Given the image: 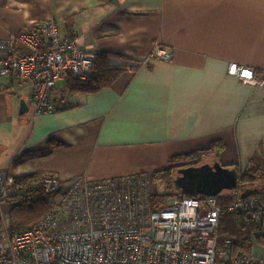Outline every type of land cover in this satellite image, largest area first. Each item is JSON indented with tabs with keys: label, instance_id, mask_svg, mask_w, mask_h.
<instances>
[{
	"label": "crops",
	"instance_id": "obj_1",
	"mask_svg": "<svg viewBox=\"0 0 264 264\" xmlns=\"http://www.w3.org/2000/svg\"><path fill=\"white\" fill-rule=\"evenodd\" d=\"M46 21L121 70L96 92L68 94L58 82L60 107L42 115L27 81L0 78V92L32 105L28 135L6 166L13 175L151 176L170 158L211 145L203 162L264 170V88L226 71L229 63L264 70V0H0L2 41ZM156 42L171 58L144 64ZM48 139L47 155L12 163ZM255 184L264 188V177ZM251 255L264 259V245L253 243Z\"/></svg>",
	"mask_w": 264,
	"mask_h": 264
},
{
	"label": "built area",
	"instance_id": "obj_2",
	"mask_svg": "<svg viewBox=\"0 0 264 264\" xmlns=\"http://www.w3.org/2000/svg\"><path fill=\"white\" fill-rule=\"evenodd\" d=\"M84 40L61 37L52 21L37 23L30 32L0 40V77L27 81L35 115L51 114L60 107L53 94L58 82L83 81L93 73L97 53ZM170 58V50L156 42L143 63ZM226 71L264 88V70L258 74L229 63ZM18 178L0 169V201L26 188ZM152 183L145 174L66 181L50 174L32 177L30 188L57 195L47 213L22 230H9L0 209V264H264L252 255L229 258L230 240L218 239L223 209L252 213L256 232L264 236V198H241L237 184L225 205L218 195H196L169 197L154 206Z\"/></svg>",
	"mask_w": 264,
	"mask_h": 264
},
{
	"label": "trees",
	"instance_id": "obj_3",
	"mask_svg": "<svg viewBox=\"0 0 264 264\" xmlns=\"http://www.w3.org/2000/svg\"><path fill=\"white\" fill-rule=\"evenodd\" d=\"M34 25L27 28L26 32L32 31ZM31 29V30H30ZM105 56L97 54L93 66L92 75L88 76L83 81H77L72 77H67L63 80V87L68 94L73 93H85L96 92L99 89L108 86L113 79L118 75L121 68L117 66H110L104 60ZM14 77V76H13ZM3 78V77H0ZM17 78V77H15ZM54 143L52 139L46 141L44 148L24 152L22 156L13 160L12 163L19 164L25 157H38L47 155L53 148ZM211 146L205 150H197L187 155L174 156L168 160L170 166L161 170L151 173V181L157 182L159 179H163L166 182L168 189L173 188L171 183V177L178 167L187 165V161H193V165H198L203 162V158L210 154ZM178 163L182 165H178ZM236 170L237 168L233 166ZM238 172V187L240 190L244 188H256L257 192L251 196L259 197L261 200L264 198V188L261 184H255L257 179L264 177V170L255 166L246 165L244 169ZM38 175V174H37ZM36 176L25 175L16 179L17 182L26 187L20 193L12 194L8 198L17 201L11 208L9 213L8 229L11 231L22 230L28 228L37 223L49 210L51 200L56 197L57 193H45L43 190L30 188L31 178ZM39 176V175H38ZM173 196H196L186 195L179 191H167L162 194H153L151 197V205H156L159 202ZM230 191L220 193L218 199L221 205L227 204L231 200ZM259 199V200H260ZM34 223V224H33ZM32 224V225H31ZM254 218L252 213L246 214L242 212L230 213L226 209H223L220 213L219 227H218V239L222 241L229 239L230 244L228 246V257L231 258L236 255L251 256L252 244L258 243L264 245V236L256 232V226L254 225Z\"/></svg>",
	"mask_w": 264,
	"mask_h": 264
},
{
	"label": "rangeland",
	"instance_id": "obj_4",
	"mask_svg": "<svg viewBox=\"0 0 264 264\" xmlns=\"http://www.w3.org/2000/svg\"><path fill=\"white\" fill-rule=\"evenodd\" d=\"M18 100V94H16L14 90L0 92V169H6V166L10 164V160L14 157L15 153L28 135L27 131L29 127L27 128V126L29 117L31 116L32 105L30 102H27L26 99L25 102H27L28 111L19 114ZM24 152H22V154ZM170 190L175 191L173 188L168 189L166 182L163 179H159L151 185V191L153 194H162ZM223 192L226 191H222L221 193ZM16 202L17 201L12 200L11 198H5L0 201V209L7 226L9 224L8 218L10 210Z\"/></svg>",
	"mask_w": 264,
	"mask_h": 264
},
{
	"label": "water",
	"instance_id": "obj_5",
	"mask_svg": "<svg viewBox=\"0 0 264 264\" xmlns=\"http://www.w3.org/2000/svg\"><path fill=\"white\" fill-rule=\"evenodd\" d=\"M26 103L20 99L18 113L27 112ZM238 172L234 167L219 164L215 158L198 165L178 167L171 177L174 190L186 195L217 196L222 191H231L238 184ZM257 192L256 188H244L240 197H250Z\"/></svg>",
	"mask_w": 264,
	"mask_h": 264
}]
</instances>
